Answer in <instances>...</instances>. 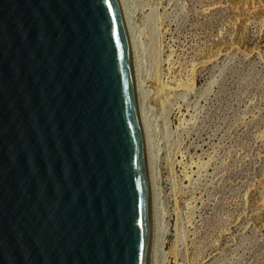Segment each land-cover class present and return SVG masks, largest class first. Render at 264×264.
Returning a JSON list of instances; mask_svg holds the SVG:
<instances>
[{
  "label": "water",
  "instance_id": "1",
  "mask_svg": "<svg viewBox=\"0 0 264 264\" xmlns=\"http://www.w3.org/2000/svg\"><path fill=\"white\" fill-rule=\"evenodd\" d=\"M120 0H0V264H150Z\"/></svg>",
  "mask_w": 264,
  "mask_h": 264
},
{
  "label": "rangeland",
  "instance_id": "2",
  "mask_svg": "<svg viewBox=\"0 0 264 264\" xmlns=\"http://www.w3.org/2000/svg\"><path fill=\"white\" fill-rule=\"evenodd\" d=\"M122 4L146 97L150 264H264V0Z\"/></svg>",
  "mask_w": 264,
  "mask_h": 264
},
{
  "label": "bare ground",
  "instance_id": "3",
  "mask_svg": "<svg viewBox=\"0 0 264 264\" xmlns=\"http://www.w3.org/2000/svg\"><path fill=\"white\" fill-rule=\"evenodd\" d=\"M121 1V0H120ZM123 3V0L121 1V4ZM123 5V4H122ZM123 11H124V16H125V20H126V23H127V27H128V30L131 32V30H130V22H129V16H128V13H127V11L126 10H124V8H123ZM130 34V33H129ZM131 35V34H130ZM130 41H131V46H132V51H133V59H134V64H136L135 62V60H136V57H135V50H134V48H135V46H134V39H133V37H132V35L130 36ZM135 68H136V70H137V68H138V66L136 67V65H135ZM138 73V72H137ZM140 74V73H139ZM139 74H137V77H139ZM137 84H138V92H139V102H140V108H141V115H142V120H143V122H144V120L146 121V117L144 118V114H145V112H143V109L142 108H144V103H145V99H146V97H145V93H144V90H143V86L144 85H142V83L139 81V79H137ZM147 123V122H146ZM146 128V127H145ZM143 129H144V126H143ZM146 129H148V128H146ZM146 132H148V131H146ZM144 133H145V131H144ZM147 136H149V135H147ZM149 139V138H148ZM149 142V141H148ZM146 146H147V148L150 146V145H148V143H147V141H146ZM149 150L150 149H148V151H147V159H148V167H150L149 169H150V172H149V178H150V185H151V194H152V196H154V195H156V194H153L152 192H153V188H154V176H153V172H152V167H151V164H152V162H151V155H150V153L151 152H149ZM149 156V157H148ZM150 165V166H149ZM155 193V192H154ZM154 197H156V196H154ZM154 201H155V199H154ZM154 203V202H153ZM155 205V204H154ZM153 205V209H154V213H153V238H152V248H155V245L156 244H158V243H156L158 240H157V218H156V208H155V206ZM155 214V215H154ZM157 240V241H156ZM157 248V247H156ZM155 249H153V251H152V249H151V251L152 252H155L154 251ZM158 252V251H157ZM161 254V253H160ZM154 255H155V253H154ZM151 256H153V253H151ZM156 256H158L157 254H156ZM164 256V255H163ZM162 256V257H163ZM152 258V257H151ZM153 258H154V256H153ZM156 258V257H155ZM155 258H154V260H155ZM165 258V257H164ZM153 260V259H152ZM151 260V261H152ZM157 261V260H156ZM163 262V261H162ZM152 263V262H151ZM154 263H156V262H154ZM154 263H152V264H154ZM165 263V262H164ZM163 263V264H164Z\"/></svg>",
  "mask_w": 264,
  "mask_h": 264
}]
</instances>
